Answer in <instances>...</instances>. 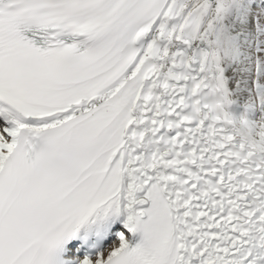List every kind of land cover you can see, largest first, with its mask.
Returning <instances> with one entry per match:
<instances>
[{"label":"snow or ice","instance_id":"6c2138e0","mask_svg":"<svg viewBox=\"0 0 264 264\" xmlns=\"http://www.w3.org/2000/svg\"><path fill=\"white\" fill-rule=\"evenodd\" d=\"M0 264H264V0H0Z\"/></svg>","mask_w":264,"mask_h":264}]
</instances>
